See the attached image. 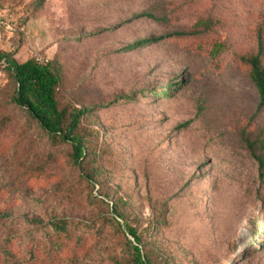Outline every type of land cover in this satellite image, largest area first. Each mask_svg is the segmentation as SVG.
I'll use <instances>...</instances> for the list:
<instances>
[{
  "label": "rangeland",
  "instance_id": "rangeland-1",
  "mask_svg": "<svg viewBox=\"0 0 264 264\" xmlns=\"http://www.w3.org/2000/svg\"><path fill=\"white\" fill-rule=\"evenodd\" d=\"M33 2L0 0V53L50 63L61 107L135 94L81 119L91 153L75 167L12 106L0 66V247L18 264L52 248L54 264H122V235L97 221L110 208L91 200L113 196L148 236L162 218L155 264H264V168L246 145L264 161V107L244 61L260 49L264 69V0ZM56 220L78 244L57 250Z\"/></svg>",
  "mask_w": 264,
  "mask_h": 264
},
{
  "label": "trees",
  "instance_id": "trees-1",
  "mask_svg": "<svg viewBox=\"0 0 264 264\" xmlns=\"http://www.w3.org/2000/svg\"><path fill=\"white\" fill-rule=\"evenodd\" d=\"M43 2L44 0H34L33 7L37 8ZM149 41L150 39H144L135 45H142ZM260 53L261 50L259 49L256 54L244 58V61L249 65L250 78L258 97L255 113H258L264 107V69L260 63ZM0 66L14 84V90L10 98L12 106L18 109L30 124L36 127L45 142L52 146L70 145L69 159L75 167L81 168L87 162L88 157L85 158V156L91 153L90 141L78 134L81 119L95 113L98 109L109 107L112 102L131 100L135 94L114 96L110 102L96 104L91 107L78 109L70 106L61 107L56 98L60 79L57 71L50 63L38 62L33 58L17 62L10 54L0 53ZM246 145L250 155L257 163L260 177L262 176L264 161L261 157L255 155L250 142H246ZM101 195L105 199L109 197L107 193ZM110 198L109 206L102 199L91 195L93 202L104 203L106 207L110 208L112 216L101 215L97 221L101 222L102 225L109 224L115 232L122 235V254L124 256L122 264H155L150 256L154 244L148 238L158 231L159 224L164 225L162 218L158 215L155 217L148 230L150 232L148 236L143 233L142 229L126 221L125 213L120 205L123 203L122 200L113 198V196ZM2 215L3 213H0V218ZM118 219L122 220V223ZM82 225L85 226L86 223ZM49 226L56 237L54 246L57 247L58 251L64 247L66 242L79 243V236L74 234L78 228L76 222L70 225L68 222L56 220L51 221ZM7 246L8 244H3L0 247V257H3L2 264H18L9 256ZM53 249L50 250L48 264H54L55 254Z\"/></svg>",
  "mask_w": 264,
  "mask_h": 264
}]
</instances>
